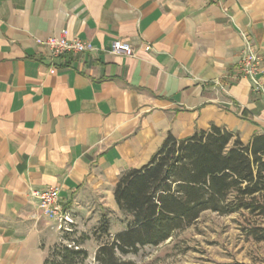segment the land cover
<instances>
[{
  "label": "crops",
  "instance_id": "0c3cea01",
  "mask_svg": "<svg viewBox=\"0 0 264 264\" xmlns=\"http://www.w3.org/2000/svg\"><path fill=\"white\" fill-rule=\"evenodd\" d=\"M241 33L264 85V0H0V264H43L59 242L32 189L59 187L65 207L104 194L116 214L120 176L169 134L264 135V97L236 71ZM64 34L89 49L53 59L45 43ZM115 40L134 54L110 53Z\"/></svg>",
  "mask_w": 264,
  "mask_h": 264
},
{
  "label": "trees",
  "instance_id": "16d2710c",
  "mask_svg": "<svg viewBox=\"0 0 264 264\" xmlns=\"http://www.w3.org/2000/svg\"><path fill=\"white\" fill-rule=\"evenodd\" d=\"M114 198L124 230L112 235L104 216L92 236L76 238L78 230L70 223L43 264H84L89 252L83 245L91 237L100 242L97 264H136L121 256L165 243L205 212H247L264 219V135L244 144L237 134L215 125L185 139L169 134L148 164L120 176ZM245 232L264 242V225H249ZM103 236L111 239L102 242Z\"/></svg>",
  "mask_w": 264,
  "mask_h": 264
},
{
  "label": "rangeland",
  "instance_id": "374dc122",
  "mask_svg": "<svg viewBox=\"0 0 264 264\" xmlns=\"http://www.w3.org/2000/svg\"><path fill=\"white\" fill-rule=\"evenodd\" d=\"M105 201L104 194H86L77 197L76 203L63 206L71 215L73 224L70 227L78 230L76 238L81 233L92 236L104 216H110L113 221L110 232L114 234L120 229L118 219H124V216L103 206ZM52 220L60 233L59 223ZM249 225H264V219L247 212L232 215L205 212L192 226L177 231L165 243L143 247L137 254L121 258L136 264H264V242H255L248 237L245 228ZM99 234L103 235L102 230ZM110 239V236H103L102 242ZM99 244L94 237L85 242L83 246L88 250L89 258L84 264H97L94 257Z\"/></svg>",
  "mask_w": 264,
  "mask_h": 264
},
{
  "label": "built area",
  "instance_id": "2783aa9c",
  "mask_svg": "<svg viewBox=\"0 0 264 264\" xmlns=\"http://www.w3.org/2000/svg\"><path fill=\"white\" fill-rule=\"evenodd\" d=\"M214 1V0H212ZM243 46L239 52L237 63V73L240 77L250 81L252 90L264 97V85L260 78L261 57L256 48L253 37L246 33H241ZM51 57L58 58L67 54L78 55L89 49V45L78 38L69 39L65 34L58 38H50L46 41ZM110 53L132 56L133 47L123 41L115 40L111 43ZM215 87L219 92L227 93V85L221 81H215ZM32 200L38 203L43 215L54 219L59 223L58 229H67L70 223H73L70 213L64 211L61 203V191L59 187H50L44 190L32 189L30 191Z\"/></svg>",
  "mask_w": 264,
  "mask_h": 264
}]
</instances>
